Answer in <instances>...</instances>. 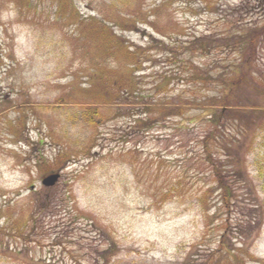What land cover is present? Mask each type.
I'll return each mask as SVG.
<instances>
[{
    "label": "rangeland",
    "instance_id": "rangeland-1",
    "mask_svg": "<svg viewBox=\"0 0 264 264\" xmlns=\"http://www.w3.org/2000/svg\"><path fill=\"white\" fill-rule=\"evenodd\" d=\"M15 1L0 0V264H264V198L242 187L225 206L199 174V125L184 117L131 138V120L112 107L100 124L77 123L89 42L73 39L54 5ZM112 1L73 0L72 9L80 21L113 20L129 1L141 13L124 32L132 48L158 45L160 33L260 30L253 79H264V0H115L110 10ZM143 60L141 75L162 71L156 53Z\"/></svg>",
    "mask_w": 264,
    "mask_h": 264
},
{
    "label": "trees",
    "instance_id": "trees-1",
    "mask_svg": "<svg viewBox=\"0 0 264 264\" xmlns=\"http://www.w3.org/2000/svg\"><path fill=\"white\" fill-rule=\"evenodd\" d=\"M15 2L21 6L54 5V14L67 15V20L62 21H70L73 39L89 42V51L95 57L85 69L88 104L73 116L77 123L93 127L108 119L112 107L114 114L131 120L128 137L133 138L135 134H146L150 126L174 120L180 123L186 117L188 122L199 125L200 154L195 159L205 165L199 174L212 178L225 206L226 199L235 198L242 187L264 198V79L259 78L261 84L253 79L258 44L255 40L260 30L240 26L219 35H191L186 40L160 33L162 38H175L168 37L169 44L151 38L158 45L132 48L125 41L124 32L136 30L141 13L138 10L137 14L129 1L122 3L125 9L120 10L115 0L109 4L110 10L118 9L113 20L84 16L82 21L72 9L73 0ZM142 23L147 24L144 19ZM159 51L162 60L166 59L162 71L139 74L146 62L142 61L143 54L159 55ZM218 51L224 56L214 59ZM241 89L258 91L263 96L261 103H239L236 96ZM197 112L201 115L191 117ZM248 166L253 167L251 176Z\"/></svg>",
    "mask_w": 264,
    "mask_h": 264
},
{
    "label": "water",
    "instance_id": "water-1",
    "mask_svg": "<svg viewBox=\"0 0 264 264\" xmlns=\"http://www.w3.org/2000/svg\"><path fill=\"white\" fill-rule=\"evenodd\" d=\"M57 177L58 175H53V176H49V177H46V179L44 180L43 184L45 186H52L54 185L56 182H57Z\"/></svg>",
    "mask_w": 264,
    "mask_h": 264
}]
</instances>
